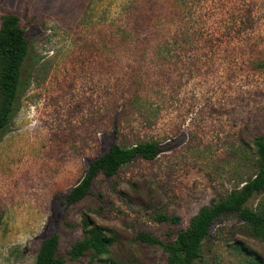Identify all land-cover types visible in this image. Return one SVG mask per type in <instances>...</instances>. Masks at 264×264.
I'll list each match as a JSON object with an SVG mask.
<instances>
[{
    "label": "rangeland",
    "instance_id": "374dc122",
    "mask_svg": "<svg viewBox=\"0 0 264 264\" xmlns=\"http://www.w3.org/2000/svg\"><path fill=\"white\" fill-rule=\"evenodd\" d=\"M9 13L30 50L19 110L0 129V264H35L53 231L65 264H169L138 235L173 244L259 171L264 0H0V27ZM145 142L169 150L65 205L110 145ZM246 207L264 208V192ZM86 221L113 243L70 261ZM197 264H264V240L226 214Z\"/></svg>",
    "mask_w": 264,
    "mask_h": 264
},
{
    "label": "trees",
    "instance_id": "16d2710c",
    "mask_svg": "<svg viewBox=\"0 0 264 264\" xmlns=\"http://www.w3.org/2000/svg\"><path fill=\"white\" fill-rule=\"evenodd\" d=\"M30 39L28 32L21 26L19 17L9 13L3 17L0 27V129L6 130L12 117L19 110V99L23 89V67L29 57ZM255 147L260 159L259 171L244 183L240 189L232 191L226 198L202 208L190 226L178 233L173 244L165 245L160 239L140 233L137 240L151 246H161L168 253L169 264H197L201 259L204 240L209 236L216 221L226 214H236L253 232L264 240V208L252 210L246 207L256 194L264 192V136L255 140ZM167 147L157 142H145L131 148H123L117 144L110 145L96 159L89 162L84 178L65 196V205L71 206L85 199L100 175L112 178L119 170L137 159L153 161ZM161 221H170L163 216ZM178 223L180 219H171ZM57 231L49 233L42 241L35 264H65L66 259L57 255L59 247ZM113 239L102 229L88 228L85 222V237L76 243L68 253V259L75 261L87 253L100 256L107 252Z\"/></svg>",
    "mask_w": 264,
    "mask_h": 264
}]
</instances>
